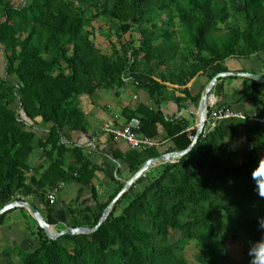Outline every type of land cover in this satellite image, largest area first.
<instances>
[{"label":"trees","instance_id":"trees-1","mask_svg":"<svg viewBox=\"0 0 264 264\" xmlns=\"http://www.w3.org/2000/svg\"><path fill=\"white\" fill-rule=\"evenodd\" d=\"M102 19L108 27L105 32L99 28L100 34L113 47L115 40L120 44L112 54L92 38L98 31L93 23ZM132 31L140 35L139 44L122 42ZM0 51L5 58L0 74V208L41 196L48 224H60L63 230L94 228L124 184L101 203L92 185L96 167L82 150L62 143L66 127L88 129L77 98L100 90L119 93L130 85L144 89L154 108L126 109L124 116L139 117L148 137L169 141L164 153L186 150L196 129L188 131L189 119H168L163 103L171 92L182 107H198L201 92L194 95L188 87L194 79L204 76L209 83L228 72V59L264 54V0H0ZM223 82L214 88L217 96ZM244 82L252 89L254 105H260L261 83ZM18 101L20 110L14 107ZM21 111L31 124L41 119L50 125L49 136L38 137ZM241 121L219 122L179 162L158 166L163 170L157 176L148 171L96 232L51 240L38 226V247L23 256V264H193L179 254V244L191 241L199 244L197 264H222L229 257L223 255L229 239H240L242 259L250 263V242L264 238L258 224L264 198L252 178L260 161L253 143L248 140L241 162L240 152L227 142L239 143ZM37 149L45 152V162L33 168L30 157ZM160 154L158 148L133 150L126 158L130 172L134 175ZM71 182L92 189L95 205L56 210L48 194ZM12 211L0 216V225ZM227 222L236 230L219 236L217 229ZM175 233L181 235L176 242Z\"/></svg>","mask_w":264,"mask_h":264},{"label":"crops","instance_id":"crops-1","mask_svg":"<svg viewBox=\"0 0 264 264\" xmlns=\"http://www.w3.org/2000/svg\"><path fill=\"white\" fill-rule=\"evenodd\" d=\"M225 65L228 72H248L264 77V54L254 56L251 59H228ZM245 79L251 78L236 76L223 78L224 86L222 95L217 96L213 90V97L220 106L229 105L248 115H257L258 117L264 118V101L261 102L260 105H254L251 100L253 94L252 89L248 83L244 82ZM207 84L208 79L202 76L194 79L188 87L192 90V93L196 95L200 92L202 94ZM260 90L264 93L263 83H261ZM174 96L178 97L182 96V94L176 92ZM76 103L86 117L88 129L86 132H81L73 131L69 127H66L62 134V143L67 147H75L82 150L91 166L96 167L92 185L98 194L99 201L105 203L115 192L119 183L125 184L132 178L133 174L129 170L126 158L133 150L125 141L115 140L104 134L102 127L105 124L122 126L128 121L123 114L124 110H136L141 106H145L147 109L152 110L154 104L146 90L137 89L133 85L126 87L119 93L100 90L94 95H81L77 98ZM14 107L20 110V102H16ZM197 109L198 107L194 106L192 103L188 104L185 108L182 107L181 104L179 105L174 100L171 92L169 93V99L162 105V112L168 119L177 117L189 119L191 122V129H195L198 121ZM20 114L22 119L31 124L23 111H21ZM36 122V124H31L33 131L38 137L47 138L49 136L50 125H43L41 119H37ZM241 122H245V126L239 124L240 141H238V144L234 145L228 140L227 142L228 144L230 143V149H237L240 152V156H243V154L248 151L247 142L250 140L253 143L251 146L258 151L257 155H264V153L260 154L262 150H264V123L252 119ZM159 132L160 136L163 138L165 130L162 126H159ZM161 137L160 139L163 140ZM94 139L96 141H94ZM162 142H164V145L158 148L161 154L167 151L172 145L169 141ZM44 162L45 152L40 149L35 150L30 157V165L33 168H38ZM32 175L33 173L29 176ZM93 195L92 189L81 184L74 182L63 184L53 207L56 210H67L69 208L84 209L95 205ZM23 200L36 207L43 217L46 216L47 211L43 197L29 196ZM54 226L56 227L57 225ZM2 238H4L3 231L0 229V252H2L4 244L6 245V242L2 241ZM11 238L10 236L9 239ZM229 259H226L224 264H226ZM229 264L250 263L244 262L241 257L239 261L231 260Z\"/></svg>","mask_w":264,"mask_h":264},{"label":"rangeland","instance_id":"rangeland-1","mask_svg":"<svg viewBox=\"0 0 264 264\" xmlns=\"http://www.w3.org/2000/svg\"><path fill=\"white\" fill-rule=\"evenodd\" d=\"M107 21L105 19L95 21L92 26H94L97 30L100 28L103 32L107 30ZM91 27H89V30ZM96 42H98L99 47L105 53L112 54L114 47L116 50H120V44L115 39V45H113L104 38L103 35L100 34L99 30L96 31V35L92 37ZM133 39L136 44H139L140 35L132 31V33L127 34L122 42ZM3 50V49H2ZM4 53L0 51V74L3 75L2 64L4 62ZM196 119V118H195ZM240 125L245 126V122H239ZM248 147V146H247ZM258 152V151H257ZM264 153V150L260 154ZM259 159L264 157V155H257ZM243 156L239 157V161L243 162ZM163 170L162 167H155L150 169L151 176H157ZM24 209V208H23ZM22 208L14 209L12 212L8 214L6 217L4 224L0 225V229L3 231L2 241L6 242L4 247L2 248V252H0V264H23L22 258L23 256L35 250L38 247V223L37 221L29 214L27 210H23ZM27 211V212H26ZM31 216V217H30ZM236 226L229 225L228 222L225 228L217 229V233L219 236L225 237L223 235H229L236 230ZM63 226L57 225L55 229L57 231H61ZM12 237L9 239V237ZM181 238L180 233H175L173 235L174 242L178 241ZM180 252L181 257L190 260L193 264H197L196 256L198 254L199 244L196 241L180 243ZM228 249L223 255H230L226 264H229L231 260L239 261L242 257V245L240 239H229L227 241ZM224 260V261H225ZM224 261L222 264H224Z\"/></svg>","mask_w":264,"mask_h":264},{"label":"water","instance_id":"water-1","mask_svg":"<svg viewBox=\"0 0 264 264\" xmlns=\"http://www.w3.org/2000/svg\"><path fill=\"white\" fill-rule=\"evenodd\" d=\"M236 76V77H246L256 80L257 82L264 84V77L258 74L248 73V72H224L216 75L203 89L201 94V100L199 102V106L197 109V116H198V126L196 128V135L191 143V145L183 151H173L162 153L159 156L153 157L148 159L143 166L132 176L130 180H128L123 188L120 190L118 195L114 198V200L107 206L104 210L102 217L100 218L99 222L94 228H87V227H66L64 230L57 231L54 225L48 224L42 214L34 207L31 203L25 200H15L2 208H0V216L10 210L24 208L29 212V214L37 221L38 226L44 230L46 236L51 240H58L62 236H73V235H88L96 232L107 220L109 217L113 206L116 202L126 193L129 189L136 183V181L144 176L150 169L155 168L157 166L163 164H174L179 162L183 157H185L197 144L198 140L204 133V129L206 126V117H207V110H208V102L210 98L213 96V90L220 79Z\"/></svg>","mask_w":264,"mask_h":264},{"label":"built area","instance_id":"built-area-1","mask_svg":"<svg viewBox=\"0 0 264 264\" xmlns=\"http://www.w3.org/2000/svg\"><path fill=\"white\" fill-rule=\"evenodd\" d=\"M230 119L243 121L252 119L254 121L264 123L263 117L261 118L257 115L249 116L245 112L236 110L232 107L218 105L217 100H215V98L212 96L208 102L206 126L203 134L214 130L219 122ZM197 126L198 123L196 124L195 129L197 128ZM192 130H194V128L188 129L189 132H191ZM102 131L104 134L110 136L115 140L125 141L134 151L142 152L153 148H160L164 145V142H160L151 137H148L142 132V123L139 117H134L128 120L122 126L105 124L102 127ZM190 138L193 141L194 136H190ZM94 141L96 140L94 139ZM62 187L63 184H60L57 188H55L48 194V199L51 204H54V202L56 201V197Z\"/></svg>","mask_w":264,"mask_h":264},{"label":"clouds","instance_id":"clouds-1","mask_svg":"<svg viewBox=\"0 0 264 264\" xmlns=\"http://www.w3.org/2000/svg\"><path fill=\"white\" fill-rule=\"evenodd\" d=\"M260 167H264V157H261L258 166L252 173V178L256 181L258 195L264 198V171H260ZM258 224L261 229H264V217L258 218ZM248 255L251 258L250 264H264V238L255 242H250Z\"/></svg>","mask_w":264,"mask_h":264}]
</instances>
